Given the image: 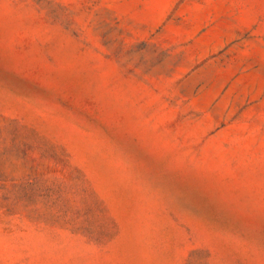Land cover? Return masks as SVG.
<instances>
[{
    "label": "rangeland",
    "instance_id": "rangeland-1",
    "mask_svg": "<svg viewBox=\"0 0 264 264\" xmlns=\"http://www.w3.org/2000/svg\"><path fill=\"white\" fill-rule=\"evenodd\" d=\"M0 264H264V0H0Z\"/></svg>",
    "mask_w": 264,
    "mask_h": 264
}]
</instances>
